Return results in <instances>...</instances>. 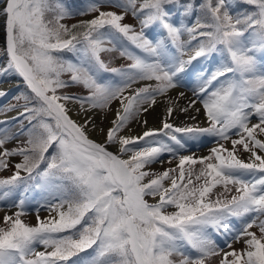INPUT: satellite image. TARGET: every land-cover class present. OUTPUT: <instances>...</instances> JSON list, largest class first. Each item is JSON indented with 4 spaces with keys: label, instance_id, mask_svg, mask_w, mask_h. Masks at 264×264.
Returning <instances> with one entry per match:
<instances>
[{
    "label": "snow or ice",
    "instance_id": "obj_1",
    "mask_svg": "<svg viewBox=\"0 0 264 264\" xmlns=\"http://www.w3.org/2000/svg\"><path fill=\"white\" fill-rule=\"evenodd\" d=\"M0 16V80L23 85L0 105L16 113L0 264H264V0H0Z\"/></svg>",
    "mask_w": 264,
    "mask_h": 264
},
{
    "label": "rangeland",
    "instance_id": "obj_2",
    "mask_svg": "<svg viewBox=\"0 0 264 264\" xmlns=\"http://www.w3.org/2000/svg\"><path fill=\"white\" fill-rule=\"evenodd\" d=\"M79 17H77V18H74L73 20H70V21H68L69 23H72V22H75V19H78ZM85 18H90V17H85ZM125 22H127V23H133V24H135V23H137L135 20H134V18H132L131 16H129L127 19H126V21ZM186 38V37H185ZM3 48V46H2V43H1V41H0V49H2ZM105 59H108V57H107V55H105ZM3 61L1 60L0 61V63H2ZM127 63V61H125V60H122V59H114L113 60V63L111 64V65H114V64H116V63ZM4 80V79H3ZM3 80H0V84L2 83V81ZM13 80H16L17 82H20V78L18 77H13ZM191 85H193V87L195 86V83L193 82L192 84H189V86H191ZM74 90L75 89V87H73V88H70V89H68V91H70V90ZM14 96H16V93L15 94H13V97ZM5 98H7V97H4V98H0V99H3V100H5ZM10 102H13V103H17V101L16 100H14L13 98L10 100ZM19 103H21V101H19ZM1 105V104H0ZM8 113H4V112H2V111H0V118H3V117H10V116H12V115H7ZM75 119H79V118H76L75 117ZM0 120H2V119H0ZM253 123H255L256 121L255 120H253L252 121ZM13 130H15V128L13 129ZM25 139V137H23V136H21L20 137V140L21 141H23ZM212 145H211V143H205L204 144V146L203 147H200L199 149H193V151H195L198 155H204V154H207V150H208V148H210ZM171 158L170 157H168V156H165V157H163V165H161L160 163H155V164H153L152 166H151V168H152V170L153 171H163L164 170V168H169V167H173L174 166V164H169L168 163V161L170 160ZM11 173H10V171H6V172H0V176H7V175H10ZM167 183V182H166ZM150 202H152L151 200H150ZM0 207H3V211H0V218H2L3 217V215L5 214V212L6 211H8V207H7V203H5V204H3V205H0ZM11 211H15V209H12ZM9 214H11V212H9ZM48 215V213L46 212V211H44V210H41V212H40V216L43 218V217H45V216H47ZM24 219L26 220V222H28V223H32V224H35L36 223V214H35V211L34 210H29L28 211V213H27V215L24 217ZM252 230H255V229H252ZM233 247H235V248H237V249H240L241 247H242V245L241 244H239V243H233ZM227 250V249H226ZM218 257H216V258H213L211 261H210V264H218Z\"/></svg>",
    "mask_w": 264,
    "mask_h": 264
},
{
    "label": "bare ground",
    "instance_id": "obj_3",
    "mask_svg": "<svg viewBox=\"0 0 264 264\" xmlns=\"http://www.w3.org/2000/svg\"><path fill=\"white\" fill-rule=\"evenodd\" d=\"M3 27H4V19L2 16H0V41L2 43V46L4 47L6 45V36H5V33L3 31ZM17 83L16 80H13V77H10V78H6L2 81V83L0 84V89H3L5 91H7L9 88L13 87L15 84ZM193 87V85L191 86H186L184 88H180V89H177L175 91H173L171 93L172 96H175L177 91H185L186 92V95L187 96H191V88ZM182 104L184 103V101L181 102ZM162 109H163V105H158L155 109V111L151 112L150 114H148L147 116V119L149 121V126H157L158 124V121H157V116L162 112ZM11 113H14V112H11ZM73 115V118L75 119L76 118H79V119H82L81 117H77L75 115V113L72 114ZM101 113H97L96 116H95V120H96V123L98 126L100 127H104L105 125H107L108 121L107 120H103V122L101 121ZM193 115H195V113H193ZM187 117L183 114L179 115V117L177 118L176 120V123H180L181 121H184L186 120ZM198 120L203 124V121H204V117L203 115H200L198 117ZM132 129H133V134H138L141 129L138 125H135L133 124L132 126ZM90 135L92 138L94 139H97V140H100L101 137L100 135L97 133V132H90ZM110 150H114L112 148H110Z\"/></svg>",
    "mask_w": 264,
    "mask_h": 264
},
{
    "label": "trees",
    "instance_id": "obj_4",
    "mask_svg": "<svg viewBox=\"0 0 264 264\" xmlns=\"http://www.w3.org/2000/svg\"><path fill=\"white\" fill-rule=\"evenodd\" d=\"M80 0H78V2H79ZM241 10H243V9H241ZM249 11L251 10L250 8L248 9Z\"/></svg>",
    "mask_w": 264,
    "mask_h": 264
},
{
    "label": "water",
    "instance_id": "obj_5",
    "mask_svg": "<svg viewBox=\"0 0 264 264\" xmlns=\"http://www.w3.org/2000/svg\"><path fill=\"white\" fill-rule=\"evenodd\" d=\"M6 33V32H5Z\"/></svg>",
    "mask_w": 264,
    "mask_h": 264
}]
</instances>
